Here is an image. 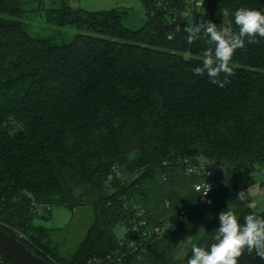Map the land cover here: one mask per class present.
Wrapping results in <instances>:
<instances>
[{
  "label": "trees",
  "instance_id": "16d2710c",
  "mask_svg": "<svg viewBox=\"0 0 264 264\" xmlns=\"http://www.w3.org/2000/svg\"><path fill=\"white\" fill-rule=\"evenodd\" d=\"M140 1L138 30L124 25L126 11L55 1L47 22L78 31L57 44L29 34L23 0H0V228L50 264H87L117 250L118 228L140 210L158 232L146 254L124 264H187L193 246L215 242L229 205L241 224L264 216L239 197L264 170V38L236 50L234 75L222 73L229 82L220 87L192 71L209 45H189L184 31L202 18L238 32L235 11L264 12V0ZM188 163L223 166L227 185L203 198ZM82 206H91L93 223L64 259L53 230L34 221ZM238 264L264 259L245 252Z\"/></svg>",
  "mask_w": 264,
  "mask_h": 264
},
{
  "label": "clouds",
  "instance_id": "9594fccd",
  "mask_svg": "<svg viewBox=\"0 0 264 264\" xmlns=\"http://www.w3.org/2000/svg\"><path fill=\"white\" fill-rule=\"evenodd\" d=\"M234 18L238 32L231 25L218 27L202 18L199 23L184 28L189 45L198 39H205L209 45L202 54V66L195 67L192 71L196 75H204L206 72L210 81L220 87L229 82L227 79L220 80L222 73L225 77L234 75L231 62L236 50L243 49L246 40L251 44L258 42L257 37L264 38V12L241 7L235 11ZM189 171L199 174L200 170L191 168ZM210 190L211 185L207 182L196 185V191L201 196L206 197ZM243 194L241 192L239 197ZM249 207L254 208L255 203L250 202ZM243 219L241 224L230 205L221 211L220 227L215 230L214 235L215 242L209 248L193 246L187 264H238L239 257L245 252L249 255L255 252L264 259V216L253 213Z\"/></svg>",
  "mask_w": 264,
  "mask_h": 264
},
{
  "label": "rangeland",
  "instance_id": "374dc122",
  "mask_svg": "<svg viewBox=\"0 0 264 264\" xmlns=\"http://www.w3.org/2000/svg\"><path fill=\"white\" fill-rule=\"evenodd\" d=\"M26 13L22 21L27 27L29 34L34 38H48L57 44L70 42L77 35L75 27H56L46 20L45 8L54 6L58 0H23ZM73 8H82L87 11H109L120 9L126 11L124 25L131 30L140 29L146 21V12L140 0H69ZM196 12L191 19L194 20ZM255 183L245 185V195L242 199L249 205L255 203V211H264V193L261 182H264V175L257 174L253 177ZM93 223V210L91 206H82L74 211L66 207H54L47 218L37 217L34 221L36 226L52 229L53 245L57 246L60 255L64 259H70L80 244L85 239L88 229ZM118 236H124V227L117 230ZM192 244L184 248L180 256H183Z\"/></svg>",
  "mask_w": 264,
  "mask_h": 264
},
{
  "label": "built area",
  "instance_id": "2783aa9c",
  "mask_svg": "<svg viewBox=\"0 0 264 264\" xmlns=\"http://www.w3.org/2000/svg\"><path fill=\"white\" fill-rule=\"evenodd\" d=\"M198 4L201 5L200 7H202L201 2H196L192 7V11L200 8L197 7ZM159 5L161 4L159 3ZM191 168L199 169V174L189 171ZM187 172L192 175H197L200 178V181L194 185V189L197 194L200 195V193L196 191V185L202 184L204 182H207L211 185V190L209 191L208 195L206 197L202 196L203 198L212 196L213 194L220 191L222 186L227 185V181L225 179L226 170L221 165L207 166L204 163L200 165L188 163ZM115 174L120 176L121 172L115 171ZM260 174L264 175V170H262ZM260 184L262 192L264 193V182H261ZM241 192L244 193V196L245 192L243 191V188L240 193ZM185 215V209H179L180 219L184 218ZM157 232L158 229H155L153 226L149 225L146 219L145 211L140 210L136 213L135 217L130 220L129 225L125 228V235L119 237V248L103 258L91 259L87 264H124L128 256L132 254L142 256L147 253L148 246L154 237V234ZM0 264H4L2 254H0Z\"/></svg>",
  "mask_w": 264,
  "mask_h": 264
},
{
  "label": "water",
  "instance_id": "95a60500",
  "mask_svg": "<svg viewBox=\"0 0 264 264\" xmlns=\"http://www.w3.org/2000/svg\"><path fill=\"white\" fill-rule=\"evenodd\" d=\"M0 254L13 264H50L0 228Z\"/></svg>",
  "mask_w": 264,
  "mask_h": 264
},
{
  "label": "crops",
  "instance_id": "0c3cea01",
  "mask_svg": "<svg viewBox=\"0 0 264 264\" xmlns=\"http://www.w3.org/2000/svg\"><path fill=\"white\" fill-rule=\"evenodd\" d=\"M124 230H125V228H124Z\"/></svg>",
  "mask_w": 264,
  "mask_h": 264
}]
</instances>
